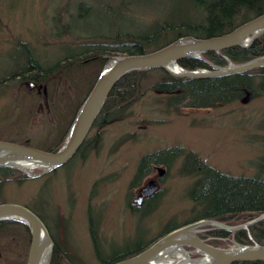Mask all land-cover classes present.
Segmentation results:
<instances>
[{
    "label": "rangeland",
    "instance_id": "obj_1",
    "mask_svg": "<svg viewBox=\"0 0 264 264\" xmlns=\"http://www.w3.org/2000/svg\"><path fill=\"white\" fill-rule=\"evenodd\" d=\"M188 7L187 0H0V139L44 150L60 141L63 145L77 108L102 66L100 60L68 65L70 70L45 85L46 94L43 89L38 93L29 88L31 79L22 80V73H17L29 63L28 49L34 61L52 65L85 49V42L119 47L129 34H143L167 20L183 21L189 17ZM33 64L30 60L29 66ZM156 76L152 74L149 82ZM243 98L215 108L177 111L167 107L164 93L148 91L130 108L127 118L102 128V142L85 159L75 157L24 183H6L0 202L19 203L43 215L54 247L58 239L66 251L56 264H101L90 233V216L107 257L153 238L155 242L170 222L181 227L198 214L188 196L194 178L182 173V158L168 168L158 164L166 172L155 195L159 194L156 205L145 214L146 207H138L133 200L158 171L131 187L140 158L164 147L183 146L228 174L260 173L264 95ZM202 228L207 231L200 233L214 237L209 234L211 227ZM30 242L20 226L13 235L2 234L0 264H26Z\"/></svg>",
    "mask_w": 264,
    "mask_h": 264
},
{
    "label": "trees",
    "instance_id": "obj_2",
    "mask_svg": "<svg viewBox=\"0 0 264 264\" xmlns=\"http://www.w3.org/2000/svg\"><path fill=\"white\" fill-rule=\"evenodd\" d=\"M187 2L189 6L188 18L180 22L167 20L164 24L159 23L143 34H129L128 39L123 41L119 47L107 42L94 45L85 42L86 47L82 51L66 56L64 59H59L54 64L47 66L42 63L37 66L31 49H28L27 61L29 63L22 69L25 73L23 72L21 79H34L36 77L40 79L41 83L48 85L54 76L68 69L66 68L68 65L90 64L91 61L100 60L103 66L112 56L148 53L181 37L189 35L199 38L220 36L264 13V0H187ZM263 55L264 34L259 36L249 48L234 46L224 49L220 53L210 51L204 53L203 58H185L180 61V64L189 70L213 69V66H227L229 60L234 63H243ZM30 60H33L34 64L29 66ZM102 66L87 94L80 102L78 110L90 93ZM154 73L157 74L156 78L149 82V78ZM11 78L13 77L11 76ZM148 91L164 93L169 109L178 111L180 108H215L221 104L238 101L248 93L254 97L264 95V67L208 78L176 77L163 68L129 72L116 83L90 134L70 161L75 157L85 159L89 151L95 149V145L102 142V128L114 121L127 118L130 115V108ZM94 129H97L95 133H93ZM62 142H57L48 150H58L62 146ZM179 158H182V173L194 178L189 187L188 196L194 203L195 211H198V214L187 220L186 224L200 219H211L236 226L253 220L264 213V178L261 176V173L264 172V162L261 164L260 173L254 176H237L215 168L196 151L183 146L164 147L143 155L139 160L131 187L140 186L144 178L155 173V166L158 164L168 168ZM32 179L34 178L18 168L0 165V191L3 190L6 183H24ZM158 195L150 198L144 205L146 207L145 214L153 211L156 205L154 202L159 197ZM134 208L138 207L134 206ZM37 214L45 220L43 215ZM18 226L24 228L30 239L28 227L13 219L0 220V237L2 234L13 235L14 228ZM179 226L180 224L176 221L170 222L161 235H165ZM90 233L96 256L101 264H113L116 261L136 255L153 244L155 240L153 238L147 243H138L132 249L117 252L111 257H107L99 245L98 230L92 216H90ZM209 234L214 237L210 238L205 233H199V236L215 246L227 247L232 240L240 244L251 245L257 242L264 245V219L251 225L248 229L244 228L232 232L214 228L210 230ZM65 253L66 251L59 246V240L55 239L51 264H56V260ZM233 264H264V261H243Z\"/></svg>",
    "mask_w": 264,
    "mask_h": 264
},
{
    "label": "water",
    "instance_id": "obj_3",
    "mask_svg": "<svg viewBox=\"0 0 264 264\" xmlns=\"http://www.w3.org/2000/svg\"><path fill=\"white\" fill-rule=\"evenodd\" d=\"M263 34L264 13L220 36L199 38L189 35L148 53L112 56L107 60L90 93L79 108L67 137L58 150H44L28 144L0 139V165L18 168L31 177L41 176L65 165L75 156L90 134L116 83L129 72L163 68L176 77L208 78L264 67V55L243 63H234L229 60L227 66H213V69L189 70L180 64V61L185 58H203V54L210 51L220 53L222 50L234 46L249 48ZM173 66L179 67V70H173ZM243 101L246 99L243 98ZM26 162L34 164V168H41L43 171L40 173L27 172L20 166ZM157 171L160 177L164 176L166 172L161 166H157ZM158 176L149 178L139 189L133 200L138 207L142 206L146 198L156 195L160 186ZM3 219L17 220L28 227L31 242L26 264H40L48 246L52 253L54 241L45 222L35 211L19 203L0 202V220ZM263 219L264 213L253 220L236 226L227 225L217 220L200 219L170 231L143 251L113 264H157L177 250H184L189 253V257L193 260L207 258L209 264L264 261V245L257 242L247 245L233 241V244L228 247H221L215 246L199 236L200 232L207 231V229H202L203 226L209 225L212 226V229L234 232L239 229H248ZM186 247H192L193 250H188ZM192 254H199L200 256L193 257Z\"/></svg>",
    "mask_w": 264,
    "mask_h": 264
},
{
    "label": "bare ground",
    "instance_id": "obj_4",
    "mask_svg": "<svg viewBox=\"0 0 264 264\" xmlns=\"http://www.w3.org/2000/svg\"><path fill=\"white\" fill-rule=\"evenodd\" d=\"M172 69L177 71L179 70V67L173 66ZM20 166H22L23 169L26 170L27 172H33V170L35 169L34 164H30L29 162H26L25 164H20ZM207 226L211 227L212 229V226L209 225ZM202 229H207V228H202ZM50 254L52 253L50 247L48 246V248L45 250L41 258L40 264H49L51 258ZM209 263L210 262L207 258L193 260L192 258L189 257V253H186L184 250H177L174 251L173 254L167 256L163 261H159L157 264H209Z\"/></svg>",
    "mask_w": 264,
    "mask_h": 264
},
{
    "label": "flooded vegetation",
    "instance_id": "obj_5",
    "mask_svg": "<svg viewBox=\"0 0 264 264\" xmlns=\"http://www.w3.org/2000/svg\"><path fill=\"white\" fill-rule=\"evenodd\" d=\"M35 61H36V62H35L36 65H37V66H40L41 62L38 61V60H35ZM23 72H24V71L21 70V71H19V72H17V73H22V74H20V77H22ZM17 73H16V74H17ZM13 75H14V74H13ZM29 82H30V83H29V88H31L32 90L34 89V90H36L38 93H41V91H42V89H43L44 94L47 93V88H46V86H45L43 83L40 82V79H37V78L35 77L34 79H31V81H29ZM155 169H156V172H157V166H155ZM156 176H158L157 173L154 175V177H156ZM151 178H153V177H151ZM162 178H163V177L158 176V181L160 182V181L162 180ZM137 194H138V192H137ZM150 198H152V197H150ZM150 198H146V199L144 200L143 205H145V204L147 203V201L150 200Z\"/></svg>",
    "mask_w": 264,
    "mask_h": 264
}]
</instances>
